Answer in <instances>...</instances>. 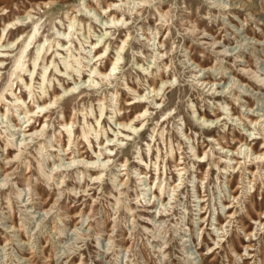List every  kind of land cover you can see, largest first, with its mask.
Segmentation results:
<instances>
[{"label":"rangeland","instance_id":"rangeland-1","mask_svg":"<svg viewBox=\"0 0 264 264\" xmlns=\"http://www.w3.org/2000/svg\"><path fill=\"white\" fill-rule=\"evenodd\" d=\"M106 1L0 0L3 46L25 31L0 47V264H264V163L253 155L264 140V0H117L116 25ZM126 37L115 73L92 77L91 43L107 41L98 65L110 72ZM161 76L171 85L156 103ZM126 84L149 107L135 133L115 124L138 111ZM53 90L62 98L37 110ZM28 103L39 113L24 133ZM241 144L234 170L226 158ZM91 161L101 180L91 179L100 173L86 169Z\"/></svg>","mask_w":264,"mask_h":264},{"label":"bare ground","instance_id":"bare-ground-1","mask_svg":"<svg viewBox=\"0 0 264 264\" xmlns=\"http://www.w3.org/2000/svg\"><path fill=\"white\" fill-rule=\"evenodd\" d=\"M115 1L117 2V0H107L106 2H107V5H106V7H104L103 9H102V12H103V14H106V13H109L108 15H107V18H109L110 19V21H109V19L107 20V23H108V25H109V22H110V25H116L117 24V22H121V18H119V14H118V10L116 9V4H115ZM45 5H47V3L45 4ZM31 11V10H30ZM30 11H27L26 13L27 14H25V17H23L24 18V20H29L30 18H31V14H30ZM89 11V10H88ZM123 16V15H122ZM76 18V17H75ZM75 18H73V19H70V23H69V27L72 29L74 26L73 25H75L74 23V20L76 21V19ZM21 20H23V19H21ZM126 20H127V18H126ZM69 21V20H68ZM19 18H16L15 20H13V21H10V22H8L5 26H4V28H3V32L5 33V31L6 30H8V29H10V28H13L14 26H17V25H19ZM77 23V22H76ZM105 24H106V22H105ZM25 25V24H24ZM20 26H22V25H20ZM29 27V26H28ZM108 27V26H107ZM27 28V27H26ZM37 28V27H36ZM36 28H35V30H36ZM34 30V31H35ZM37 30H38V28H37ZM68 31V30H67ZM32 32V31H31ZM29 33L28 34V38H31L32 37V33ZM36 32V31H35ZM74 33V32H73ZM3 34V33H2ZM4 35V34H3ZM64 35H66V33H64ZM69 35V34H68ZM25 36V31H23L22 33H21V36L20 37H24ZM20 37H18L17 38V40L16 41H13V42H11L10 44H8V45H6V46H9V45H14L19 39H20ZM57 37V36H56ZM100 38V37H99ZM68 39V38H67ZM1 40H2V37H0V47H6V46H3V44L1 43ZM63 41V40H62ZM71 40H68L67 42H66V44L67 43H69ZM58 44L60 43V42H57ZM99 41H96L94 44L93 43H91V48L94 50V54H93V58H94V60H95V63L93 64V67H91V69H90V75L93 77V76H99L100 78H102V80H104V79H106L107 77H109V76H111L113 73H115V70L117 69V67H118V65L120 64L119 63V56H120V54L124 51V49H125V47H126V45H127V43H128V37H126L125 39H123L122 41H121V44L120 45H118L117 46V53H118V56H117V58H115L114 60H113V62L111 63V69H110V72H107V71H105L104 70V66H101V65H98V63L102 60V59H104V55H106V52H107V47H105L106 45H107V41L105 42V43H103V45L102 46H100L99 45ZM55 44V43H54ZM53 44V45H54ZM66 44H65V41H64V44H61V45H58V47H60L61 46V48H62V50H66L67 52L69 51V48H66ZM44 45V44H43ZM51 47L52 46H50V45H48L47 46V48H45V53L43 54V56H42V59L44 60L45 59V56L44 55H46L47 53H49L48 51H50V49H51ZM72 47V46H71ZM27 48H29V45H25L23 48H22V51H21V53H20V55H19V57H18V59H17V61H16V63H18V66L16 67V69L18 70V68H20L22 65H21V60H22V57H23V53H25L24 51H26V49ZM56 48H57V46H56ZM104 48V49H103ZM44 49V48H43ZM53 49V48H52ZM101 49H103L102 51H101ZM56 50V49H55ZM61 51V50H60ZM85 51V50H84ZM56 53L54 54V55H57L58 57H59V55H60V53H59V50H56L55 51ZM41 53V52H40ZM40 53H38V55H37V58H36V60L34 61V69H36L35 67H36V65H38V64H36V61H38V59H39V57H40ZM42 54V53H41ZM53 54V51L48 55V57H50L51 55ZM70 54V53H69ZM0 56H2V54H0ZM6 56V55H5ZM25 56V55H24ZM108 56V55H107ZM62 57H64V56H62ZM69 59V57L67 58V60ZM77 59V58H76ZM77 63H79V61L77 60L76 61ZM38 63V62H37ZM50 65H53V67L57 70L58 68H57V64L55 65V60H51L50 61V63H49ZM64 64H65V67H66V69H68L69 67H70V70H71V68H72V66H70L69 65V62H67V61H64ZM50 65H47V63H46V65L44 66V70H46L44 73V75H43V80H42V82H44L45 81V75H46V73H47V70L50 68ZM98 65V66H97ZM0 66H3V61H0ZM52 67V66H51ZM64 67V68H65ZM72 69H74V68H72ZM21 70H23V69H21ZM79 70V69H78ZM78 70H76V71H78ZM68 71V70H67ZM58 72H60V74H63V73H61V70H58ZM32 72H30V74H31ZM66 74V73H65ZM64 75V74H63ZM63 75H60V77H63ZM79 75V74H78ZM12 77V76H11ZM31 78H32V75H31ZM65 78V77H64ZM109 79V78H108ZM34 80H35V78H34ZM48 80V79H47ZM92 80V79H91ZM160 80H161V86L159 87V88H157V87H155V86H152V92L154 93V95L153 96H156V99H155V102L157 103V102H159L160 100H161V98L163 97V95L158 99L157 97L159 96V92L163 89V87H165V86H167L168 85V87L171 85L170 84V82L171 81H169V80H165L164 79V77L163 76H161L160 77ZM22 81H23V79H22ZM33 81V80H32ZM90 82V81H89ZM93 83V82H92ZM209 84L211 83V82H208ZM12 86H13V84L12 83H10V85H9V91L11 92V95H13L14 97H15V102L17 103V106L19 107V108H21V105H20V101H21V96H19L18 94H16L15 93V90H12L11 88H12ZM24 86L26 87V88H28L29 90V93L28 94H30V95H32V90H31V88H32V84H31V86L30 85H28L26 82L24 83ZM44 86V85H43ZM126 88L130 91V92H133V93H135V94H137V96H134V102L133 103H128L127 104V106H132L134 109H136V110H138L136 113H135V116H134V118H132V119H130L129 121H127L126 123H124V122H122V121H120V122H116L115 124L118 126V128H120V127H122V128H124L125 130H127L128 132H130V133H132V132H134L135 133V131H137L138 130V128L137 127H139V125L140 124H143V122L146 120V114H147V112L149 111V107L148 108H146L145 106H144V104L146 103V101H144L143 100V95H139L138 94V91H136L135 89H133L132 87H130V86H128V84H126ZM43 89V88H42ZM63 91H64V93L63 94H65V93H74L75 92V88H63ZM9 92V93H10ZM53 92V99H50V100H48V101H46V100H42L41 102H37L36 104H37V106H36V109L37 108H41L42 110H47V109H49L50 107H54L56 104H57V102L62 98V95H59V94H55V92H54V90L52 91ZM4 94V93H3ZM115 94H117V92H113V95H115ZM31 97V96H30ZM2 98H3V95L0 97V100H2ZM137 99H139V101H135V100H137ZM3 102H4V100H2ZM33 101V100H32ZM100 102H101V100H100ZM23 103H25L24 101H23ZM30 103V102H29ZM29 103L27 104V106L25 107V108H27L25 111L24 110H22L21 112L22 113H24V118H27L24 122H23V125H21L20 126V130L22 129V131L24 132V133H30L31 132V130H32V123L33 122H31L30 123V121H31V119H33V117L34 116H36V114L37 113H39V111H35L34 110V108H30V106H29ZM52 105V106H51ZM23 107H24V105H22ZM56 108V107H55ZM141 108H143V112H142V109ZM54 109V108H53ZM38 110V109H37ZM7 112L9 111V109H7L6 110ZM100 112H101V116L104 114L103 112H104V107H101L100 108ZM115 112L116 113H119V112H121V109L119 108V107H115ZM46 116V113H45V115H44V117ZM252 116V118H250L249 119V122L253 125V124H258V120H257V118H255V117H257V116H255V115H251ZM47 117V116H46ZM45 117V118H46ZM6 118V117H5ZM239 119V118H238ZM100 120H101V117L100 118H96V121H97V123L99 124L100 123ZM201 120H202V125L203 124H205L206 123V121H209V120H206L204 117H201ZM221 120H224V118H222ZM220 117H216V119H214V120H211L210 122H216V123H220ZM136 122H138L137 124H136ZM71 125V123H67L65 120H63V126L64 127H66L67 129H68V126H70ZM100 125V124H99ZM18 126V125H17ZM254 126V125H253ZM34 132V131H33ZM36 132H37V130H36ZM40 132V131H39ZM83 135H84V137L87 139V133H86V131L85 130H83ZM118 134L119 133H121V132H117ZM38 134V133H37ZM98 134V133H97ZM26 135V134H25ZM124 137H127V138H129V135H124ZM248 137L249 138H251L250 137V134L248 135ZM107 141H108V144H107V146H106V148L107 149H110V150H114V148L117 146V144H109L110 142H112V139H109L108 137H107ZM256 138L255 137H253L250 141L252 142L253 140H255ZM88 140V139H87ZM117 140H119V139H117ZM70 141H71V138L69 139V143H70ZM217 141V140H216ZM243 143V142H242ZM260 144V143H259ZM217 145H219L220 146V149H224V146L223 145H221V143L220 142H218L217 143ZM99 146L100 147H102L101 146V142H99ZM242 147H244V144H241V146L239 145V148L238 149H234V150H230V152H231V154H230V156L229 157H227L226 158V160H228L229 159V161H228V163L229 164H232V168L235 170V166L236 165H240L241 164V162L239 161V157H236L238 154H239V152H240V150H241V148ZM249 148V147H248ZM240 149V150H239ZM243 149V148H242ZM258 149V148H257ZM62 151V150H61ZM64 151V150H63ZM242 152V151H241ZM241 152H240V154H241ZM93 153L94 154H96L97 156H100V154H97V152L96 151H93ZM243 153H244V155L246 154L244 151H243ZM242 153V154H243ZM249 153V152H248ZM207 154V152L205 151L204 152V156ZM63 155V154H62ZM253 155L255 156V160H256V163H264V140L262 141V143H261V147L259 148V150L257 151V152H254L253 153ZM194 156H195V158H196V160H199V162H201V164H203L204 163V157L202 158V156H200L199 154H198V152L196 151V153L194 154ZM207 156V155H206ZM247 157V156H246ZM80 158V157H79ZM248 158H249V156H248ZM74 159V158H73ZM143 161V159H141V162ZM226 162V161H225ZM232 162V163H231ZM72 163H75V160H73L72 162H70V164H72ZM87 163H89V162H87ZM76 164V163H75ZM95 164V161H91V165L90 166H86V169H88L90 172L91 171H93V172H100L99 174H96V175H92V176H94L93 178H91V179H94V180H99L101 177H102V172L103 171H105V170H103V169H96L93 165ZM123 166H126V164H124ZM176 167H178V165H176ZM178 171H180V170H183L182 168H179V169H177ZM225 170V169H224ZM178 174H182V173H178ZM251 174H253L254 175V173L253 172H251ZM91 176V175H90ZM138 178V177H137ZM141 178H144L143 176L141 177ZM254 178V177H253ZM101 180V179H100ZM120 182H122V179H120L119 180ZM252 182V181H251ZM121 185V184H120ZM181 185V183H179V184H175L174 186H172V191L174 190V188L177 186H180ZM153 187V186H152ZM161 187V186H160ZM157 188H159V185H156V188L155 189H157ZM149 189V188H148ZM165 191V189L163 188V192ZM162 195V190H160V196ZM199 197V196H198ZM232 197V196H231ZM200 198V197H199ZM233 199H235V197L233 196ZM199 202H201V203H203V201H201V199H200V201ZM200 210H202V207H201V205H200ZM203 214V213H202ZM225 214H228V212H225ZM201 217V216H200ZM262 218H264V217H262ZM246 234V233H245ZM253 235H255V234H253V233H250V234H246V238H247V240H250V237L251 236H253Z\"/></svg>","mask_w":264,"mask_h":264}]
</instances>
